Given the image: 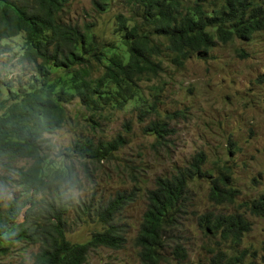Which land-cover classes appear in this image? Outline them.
<instances>
[{"label":"trees","instance_id":"16d2710c","mask_svg":"<svg viewBox=\"0 0 264 264\" xmlns=\"http://www.w3.org/2000/svg\"><path fill=\"white\" fill-rule=\"evenodd\" d=\"M114 1L92 0V5L103 14ZM69 2L0 0V163L5 173H0V179L20 190L5 206L0 204V256L24 240L38 246L30 264H86L91 249L124 247L126 230L117 217L139 189L134 184L131 191H118L95 210L102 228L84 242L71 241L69 211L75 206L80 214L90 215L92 200L72 204V190L83 184L80 169L74 159L52 155L47 135L75 118L97 124L94 118L106 110L129 105L139 110L142 122L157 113L158 97L149 102L140 81L158 75L162 70L158 57L165 51L182 65L195 52L209 53L217 40H249L264 30V0H120L128 14L112 15L107 29L92 19L69 20ZM238 52L245 55L243 50ZM17 66L19 71L11 75ZM257 80L264 82V73ZM74 101L80 109L72 114L67 105ZM125 125L130 131V123ZM143 131L155 136L159 145L174 133L165 118L149 120ZM126 142L121 132L97 142L84 135L66 154L78 157L85 177L90 178L89 163L108 159ZM21 160L26 163L20 165ZM205 162V152L198 151L186 166L157 176L154 187L145 191L146 209L134 238L141 264L168 261V246L179 264H188L185 247L166 234L189 212L192 180L209 178L207 195L215 205L235 200L230 169L223 167L214 177L204 168ZM244 206L251 214L264 216V192ZM197 219L203 229L236 243L251 229L239 213L210 210ZM246 253L243 250L225 261L227 254L220 250L209 264H238Z\"/></svg>","mask_w":264,"mask_h":264},{"label":"rangeland","instance_id":"374dc122","mask_svg":"<svg viewBox=\"0 0 264 264\" xmlns=\"http://www.w3.org/2000/svg\"><path fill=\"white\" fill-rule=\"evenodd\" d=\"M128 11L120 0H115L111 9L103 14L93 8L92 0H70L66 16L77 22L92 19L107 29L112 15L119 12L127 15ZM239 49L245 55L241 56ZM158 60L162 63L158 75L149 74L140 81L149 102L158 97L157 113L141 122L139 110L131 105L122 110L108 109L101 117L94 118L97 124L81 118L75 121V118L47 135L52 155L64 156L67 161L74 159L80 169L83 184L72 190L75 199L72 204L92 200L90 215L80 214L75 206L71 208L67 237L73 242L88 240L94 231L102 228L95 218V210L118 191H131L137 184L139 189L134 199L125 204L117 217L126 230L125 246L91 249L86 264H141L134 238L146 209L145 191L154 187L157 176L171 175L177 168L186 166L195 153L204 151V168L214 177L223 167L230 169L229 186L237 190L235 200L215 205L207 195L209 178L192 180L188 192L189 212L166 236L178 238L186 249L188 264H209L220 250L227 254L225 261L246 250L238 264H264V216L253 215L244 206L264 192V82L257 80L264 73V30L256 32L249 40L238 37L228 43L217 40L209 53L195 52L182 65H177L168 51ZM18 71L17 66L11 75ZM67 106L72 114L80 109L77 101ZM175 112L178 114L166 117ZM162 118L169 120L174 133L165 144L159 145L155 143V136L144 133L143 126L151 119ZM126 123H130V131ZM120 132L126 137V144L108 159L89 163L90 178L85 177L78 157L66 154L80 136L87 135L97 142L110 140ZM23 163L26 161L19 162ZM0 173L5 174L2 163ZM4 183L0 179L2 206L20 191L14 183ZM210 210L239 213L250 222L251 229L238 243L224 240L219 233L213 234L198 224L197 217ZM22 219L20 216L19 221ZM37 250V244L16 241L0 256V264H30ZM165 255L169 260L161 264H179L170 254L169 246Z\"/></svg>","mask_w":264,"mask_h":264}]
</instances>
